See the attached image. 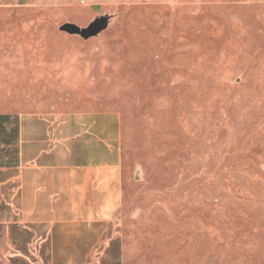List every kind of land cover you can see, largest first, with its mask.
Masks as SVG:
<instances>
[{
  "label": "rangeland",
  "instance_id": "obj_1",
  "mask_svg": "<svg viewBox=\"0 0 264 264\" xmlns=\"http://www.w3.org/2000/svg\"><path fill=\"white\" fill-rule=\"evenodd\" d=\"M62 1L20 12L0 111L118 117L123 264H264V0Z\"/></svg>",
  "mask_w": 264,
  "mask_h": 264
},
{
  "label": "crops",
  "instance_id": "obj_2",
  "mask_svg": "<svg viewBox=\"0 0 264 264\" xmlns=\"http://www.w3.org/2000/svg\"><path fill=\"white\" fill-rule=\"evenodd\" d=\"M62 2L0 0L1 54L21 51V11ZM118 143L115 114L0 111V264H123Z\"/></svg>",
  "mask_w": 264,
  "mask_h": 264
},
{
  "label": "water",
  "instance_id": "obj_3",
  "mask_svg": "<svg viewBox=\"0 0 264 264\" xmlns=\"http://www.w3.org/2000/svg\"><path fill=\"white\" fill-rule=\"evenodd\" d=\"M62 30L68 31V32H78V29L76 27H74L73 25H64L61 28ZM91 34V32H87V33H82V35L84 37H88Z\"/></svg>",
  "mask_w": 264,
  "mask_h": 264
}]
</instances>
